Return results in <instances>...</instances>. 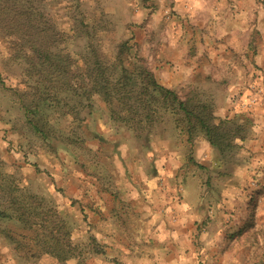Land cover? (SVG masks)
Listing matches in <instances>:
<instances>
[{
    "label": "rangeland",
    "instance_id": "374dc122",
    "mask_svg": "<svg viewBox=\"0 0 264 264\" xmlns=\"http://www.w3.org/2000/svg\"><path fill=\"white\" fill-rule=\"evenodd\" d=\"M5 1L11 6L18 5L20 11L30 1L36 8L35 24L51 25V31H45L42 37L33 32L32 42L36 45L55 34V23L75 35L71 28H77L78 23L69 18L81 15L77 18L83 17L98 36L94 45L99 57L111 61L120 44L128 41L124 58L127 67L148 68L160 85L168 88L163 85V24L178 14L170 6L163 10V0H79V7L69 9H65V4L48 0ZM6 2L0 0V264H61L50 252L55 249V253H66L69 248L63 246V241L61 248H51L55 245L51 232L62 240L67 233L71 234L72 240L66 238V242L77 249L75 254L82 251L81 256L71 260L95 264L101 257L94 252L105 247L97 236L100 221L131 215L128 208L137 200L150 202L152 210L164 216L172 214V218L176 215L171 200L181 204L184 200L203 199L208 211L216 213L221 207L218 204L223 203L218 190L224 178L226 184L227 178L232 180L226 197V207L229 206L226 214L232 223L228 237L232 264H264V157L256 161L259 168L256 173L249 169L253 164L247 171L237 172L236 166L243 164L242 147L228 152L224 160L211 147L219 156L217 166L224 167V174L218 175L197 162L201 159L200 151L208 154L203 148L209 143L204 134L189 140L186 126L178 116L160 114L149 135L112 120L111 112L100 99L83 108L80 98L71 94L66 101L68 106L61 110L45 109L43 115L51 135L44 140L27 123L22 102L36 100L38 90L52 86L51 79L39 81L35 75L30 76L26 63L32 52L28 47L16 45L3 30L7 29L3 27L5 19L12 14ZM23 32L18 34L20 38L28 34L26 30ZM59 43L51 52L59 53L57 60L67 62L69 53H83L87 41L79 37L70 40L67 36ZM72 57L75 62L76 56ZM36 58L33 62L43 68L45 59ZM262 72L264 75V69ZM260 80L254 81L250 90L264 100V76ZM225 83L181 82L168 89L178 92L183 100L210 104L215 117L226 119L217 115V107L225 105L226 97L216 95L218 90L224 91ZM249 101L238 104V112L231 119L246 123L244 119L249 116L245 113L250 111L244 107H250ZM143 125L149 126L145 121ZM163 154L183 159L181 178L174 177L168 183L172 191L166 192H163ZM153 180L158 187L149 196L147 188ZM181 180L182 183H176ZM184 184L193 190L187 193L181 189L178 192L180 187L175 190V185ZM26 207L33 211L30 220L33 225L20 220Z\"/></svg>",
    "mask_w": 264,
    "mask_h": 264
},
{
    "label": "crops",
    "instance_id": "0c3cea01",
    "mask_svg": "<svg viewBox=\"0 0 264 264\" xmlns=\"http://www.w3.org/2000/svg\"><path fill=\"white\" fill-rule=\"evenodd\" d=\"M169 6L177 10L178 17L163 24V85L173 88L181 82L226 81L224 91L216 92L226 97L225 105L217 107V115L228 119L238 112V104L257 97L254 105L244 107L250 113L242 111L249 116L245 118L249 126L245 141L237 142L242 147L243 164L235 169L245 172L253 164L249 169L256 173V161L264 157V100L250 87L264 76V0H163V10ZM203 148L208 154L200 151L197 162L209 171L224 174V167L217 166L218 153L209 143ZM182 174V156L178 159L163 154V192L172 191L170 182ZM227 182L224 178L218 190L223 203L218 204L221 207L216 213L208 211L203 199L181 204L171 200L176 215L172 218V214L164 216L152 210L150 202L137 200L128 208L131 215L100 221L97 236L105 247L95 255L101 258L94 263L232 264L228 239L232 223L226 214L231 178ZM157 187L155 180L149 182L147 194L153 196ZM176 187H180L178 192L193 190L189 184Z\"/></svg>",
    "mask_w": 264,
    "mask_h": 264
},
{
    "label": "trees",
    "instance_id": "16d2710c",
    "mask_svg": "<svg viewBox=\"0 0 264 264\" xmlns=\"http://www.w3.org/2000/svg\"><path fill=\"white\" fill-rule=\"evenodd\" d=\"M48 1H53L58 5L65 4V9L77 8L81 4L79 0ZM5 2L4 0V4ZM8 7L12 8V14L5 19L6 25L3 27H7V29L3 30L16 45L28 47L32 52L27 55L29 60L26 63L27 69L31 70L30 76L35 75L39 81L51 79V87H46L42 91V86H39L41 90H38L39 94L36 100L29 101V103L22 102L27 123L44 140H48L51 135L45 115H43L45 109L55 107L57 110H61L64 106H68L66 101L70 94L80 98L79 103L83 108L90 107L89 104L100 99L111 112L112 120L132 125L135 130L148 132L149 135L156 127L155 124L160 114L178 116L180 122L186 126L189 140H192L191 138L197 134L203 133L211 147L220 153L223 160L226 159L228 152L241 147L237 143L238 141L244 142L247 138L248 119L244 120L246 123H240V121L238 123L234 119H219L215 117L210 104L201 100H183L178 92L160 85L148 68L136 66L134 70L129 69L125 63L126 59H124L129 49L128 41L120 44L116 57L111 61L99 57L94 45V40L98 36L89 28V23H86L83 17L77 18L81 15H71L69 18L71 22L78 23L77 28H71V31L76 32L75 35L71 36L70 30H62L55 23V34L53 36L51 34L48 40L40 41L41 45H39L40 43L36 45L32 42L33 32L41 36L45 31H51V25L46 22L35 24L33 13L36 8L30 1L26 3L25 9L22 11L17 9L18 5H8ZM23 30L28 31V34L26 37L23 35L20 38L18 34ZM67 36L70 40L76 39V37L84 38L87 43L83 48V53H69L67 62L59 61V53H53L51 49L60 44L59 40L64 39L65 41ZM72 55L76 56L75 62ZM37 56L45 59L43 68H38L33 62ZM58 58L59 60H57ZM75 112L74 114H76ZM144 121L146 125H149H147L148 127L143 125ZM177 122L180 124L178 120ZM32 214L33 211L26 207L20 214L21 222L33 225L30 221ZM50 237L55 244L51 248H61L60 241L64 242L63 246L66 244L69 248L66 253H55V249L50 252L61 264L81 256L82 251L75 254L74 250L77 249H72L70 242H66V238L71 237L70 233H67V237L63 240L52 232ZM101 252V249H97L94 254Z\"/></svg>",
    "mask_w": 264,
    "mask_h": 264
},
{
    "label": "built area",
    "instance_id": "2783aa9c",
    "mask_svg": "<svg viewBox=\"0 0 264 264\" xmlns=\"http://www.w3.org/2000/svg\"><path fill=\"white\" fill-rule=\"evenodd\" d=\"M256 103V99H251L250 101H249V105L251 106V105H254Z\"/></svg>",
    "mask_w": 264,
    "mask_h": 264
}]
</instances>
